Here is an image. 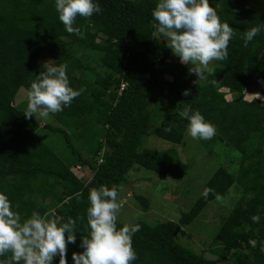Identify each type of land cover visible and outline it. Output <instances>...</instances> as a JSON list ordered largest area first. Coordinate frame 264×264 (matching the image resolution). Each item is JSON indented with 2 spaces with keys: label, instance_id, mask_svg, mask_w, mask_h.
I'll list each match as a JSON object with an SVG mask.
<instances>
[{
  "label": "trees",
  "instance_id": "obj_1",
  "mask_svg": "<svg viewBox=\"0 0 264 264\" xmlns=\"http://www.w3.org/2000/svg\"><path fill=\"white\" fill-rule=\"evenodd\" d=\"M93 2L100 4L102 12L89 19L77 17L74 26H83L85 35L80 39L65 31L55 0H0V192L8 195L22 219L33 211L63 217L62 222L84 216L77 221L76 243L68 245L67 264H74L72 253L83 251L81 237L90 231L91 188L116 185L120 200L121 185L134 165L164 179L186 177L189 165L177 150L139 149L150 134L172 145H184L188 121L179 111L191 106L217 129L213 139L200 140L202 145L220 142L242 155L238 174L221 167L206 184L223 197L234 186L241 190L238 203L216 235L221 261L231 256L232 264H264L260 251L264 242V101L256 97L249 101L245 95L259 87L258 78L264 80V12L251 8L249 0H209L221 22L236 31L228 58L214 61L208 79L194 83L198 77L189 74L191 65L171 60L167 45L152 37L151 13L158 0ZM255 26L261 27L260 34L244 47V32ZM44 53L57 65H68L70 86L81 93L70 107L54 114L67 131L44 125L63 135L74 165L45 143L38 119L25 118V111L15 106L19 90L28 91L45 70L40 61ZM211 80L218 84L212 85ZM186 89L191 95H182ZM154 115L160 124L152 129ZM78 142L79 148L74 145ZM73 167L89 168L90 182L79 178ZM78 192L83 193L79 200ZM134 196L148 211L149 200ZM213 200L214 194L201 197L178 222L155 226L137 222L141 230L133 236L138 257L133 264H219L181 240L186 235L183 228ZM255 215L260 216L259 223L252 222ZM119 217L117 229L124 226ZM250 239L257 240L256 248L248 244ZM4 259L7 256L0 257ZM53 264H59V256Z\"/></svg>",
  "mask_w": 264,
  "mask_h": 264
},
{
  "label": "clouds",
  "instance_id": "obj_2",
  "mask_svg": "<svg viewBox=\"0 0 264 264\" xmlns=\"http://www.w3.org/2000/svg\"><path fill=\"white\" fill-rule=\"evenodd\" d=\"M58 19L68 34H74L80 39L85 35L82 27H75L77 17L91 18L102 12L100 4L93 0H55ZM151 28L154 39L164 38L168 48L184 65L189 67V74L201 80H207L206 74H212L210 67L214 61L228 58V46L235 31L229 23L221 22L215 8L209 0H158L152 13ZM260 26L246 30L243 35L244 47L260 34ZM45 70L30 84L27 91V107L25 118H39L46 121L50 114H57L70 107L73 100L81 93L70 86L67 75L68 65L49 60L44 64ZM217 85V80H211ZM183 96L191 95V90L182 92ZM247 96V91H245ZM179 116L188 121L187 134L192 139L211 140L215 137V125L207 122L199 110L191 106L179 111ZM171 131V129H165ZM215 195L217 202H224V197L212 188H205L202 196L207 198ZM83 193L75 194L79 198ZM87 236L81 237L82 252L72 253L74 264H133L137 253L133 248V236L141 230L139 224L128 225L117 229L118 216L124 202L118 200V188L112 185H101L91 188L88 195ZM253 223H259L260 216L251 217ZM83 221L84 216L73 219L51 213L41 215L33 211L30 217L22 219L18 211L13 210V204L7 194L0 192V257L7 259L0 264H53L59 256V264H67L69 244L76 243L77 221ZM248 244L257 247V240L250 239ZM264 253V242L260 244ZM10 254V255H9Z\"/></svg>",
  "mask_w": 264,
  "mask_h": 264
},
{
  "label": "rangeland",
  "instance_id": "obj_3",
  "mask_svg": "<svg viewBox=\"0 0 264 264\" xmlns=\"http://www.w3.org/2000/svg\"><path fill=\"white\" fill-rule=\"evenodd\" d=\"M249 6L258 11L264 12V0H249ZM160 41L167 45L164 38ZM168 47V45H167ZM171 60L179 59L174 56L171 49H167ZM82 51H78L81 55ZM54 59L44 53L40 61L46 63ZM169 62V61H168ZM214 62L210 67H214ZM160 66V65H159ZM158 66V67H159ZM169 79V76H166ZM93 80V78H91ZM259 87L247 91V99H257L264 101V80L258 78ZM230 99L231 97H227ZM15 106L22 110L27 107V90H19L15 98ZM40 122L39 134L45 140L46 144L51 145L60 155L67 159L69 164L74 165L70 151L62 134L53 133L44 128V125L66 129L59 125L53 114L44 121L37 118ZM160 124L159 116L154 115L152 129ZM67 131V129H66ZM77 148L80 143H74ZM151 149L155 151H166L169 149L177 150L180 158L189 165V170L183 180H177L171 175L165 179L161 178L156 172L145 169L140 165H134L127 175V183L121 185L120 200L124 202L120 212L119 220L121 223L134 225L137 222H146L151 226L159 223L173 221L178 222L183 213L188 212L202 196L206 184L213 174L221 167L238 174L241 168V153L233 150L222 143H216L212 146L202 145L200 140L192 139L186 131L184 145H172L160 138L150 134L143 139L140 151ZM80 169V170H79ZM72 171L83 179L86 183L92 178V171L87 167H73ZM145 196L150 203L148 211L143 210L137 202L134 195ZM241 196V190L236 186L224 196V202L213 200L209 202L201 215L190 225L183 228L185 236L181 235V240L194 251L203 255L207 259L219 260V264H232L234 257H229L227 261H221L218 249L221 245L216 241V235L219 232L223 222L233 211Z\"/></svg>",
  "mask_w": 264,
  "mask_h": 264
},
{
  "label": "built area",
  "instance_id": "obj_4",
  "mask_svg": "<svg viewBox=\"0 0 264 264\" xmlns=\"http://www.w3.org/2000/svg\"><path fill=\"white\" fill-rule=\"evenodd\" d=\"M80 168V167H79ZM80 170V169H79Z\"/></svg>",
  "mask_w": 264,
  "mask_h": 264
}]
</instances>
